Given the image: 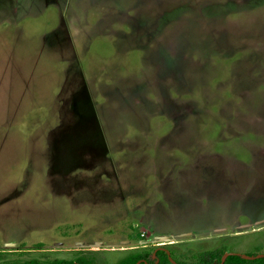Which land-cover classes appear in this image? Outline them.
<instances>
[{
	"label": "rangeland",
	"instance_id": "obj_1",
	"mask_svg": "<svg viewBox=\"0 0 264 264\" xmlns=\"http://www.w3.org/2000/svg\"><path fill=\"white\" fill-rule=\"evenodd\" d=\"M260 215L264 0H0V264L263 255Z\"/></svg>",
	"mask_w": 264,
	"mask_h": 264
},
{
	"label": "trees",
	"instance_id": "obj_2",
	"mask_svg": "<svg viewBox=\"0 0 264 264\" xmlns=\"http://www.w3.org/2000/svg\"><path fill=\"white\" fill-rule=\"evenodd\" d=\"M153 253L155 254V258L152 259L151 257ZM224 254L225 252L222 250L206 251L199 256V259L195 264H220L221 257ZM140 259L144 260L143 264L144 263L154 264L156 260H158V264H173L168 259L167 252L163 249L154 250L152 253L145 252L142 254L128 255L118 264H136ZM174 261L176 264H185V263L178 262L176 260ZM7 264H13V263H7ZM23 264H37V262L35 260H31V261L24 262ZM44 264H90V263L85 259L78 258L75 260L55 259L52 261H48ZM224 264H264V258L246 260V259L241 258L239 255L232 254L227 257Z\"/></svg>",
	"mask_w": 264,
	"mask_h": 264
},
{
	"label": "water",
	"instance_id": "obj_3",
	"mask_svg": "<svg viewBox=\"0 0 264 264\" xmlns=\"http://www.w3.org/2000/svg\"><path fill=\"white\" fill-rule=\"evenodd\" d=\"M229 255H232V253H225L222 257H221V261L220 264H224L225 260L227 259V257ZM238 255V254H236ZM241 258L246 259V260H253V259H260V258H264V254L263 255H255V256H248V255H239ZM155 257V254H153V258ZM168 259L173 263L176 264L175 261L173 259H171L169 253H168ZM136 264H140V261H138ZM146 264V263H144Z\"/></svg>",
	"mask_w": 264,
	"mask_h": 264
},
{
	"label": "crops",
	"instance_id": "obj_4",
	"mask_svg": "<svg viewBox=\"0 0 264 264\" xmlns=\"http://www.w3.org/2000/svg\"><path fill=\"white\" fill-rule=\"evenodd\" d=\"M260 216H262V215H260ZM261 218H263L262 220H264V217L262 216ZM249 225V224H248ZM221 234L223 233V234H225V235H227V234H233V235H236V233H234L233 231H232V233H229L228 232V230L225 228V227H222L221 228ZM225 253H227L226 251H224ZM67 260H70V259H67Z\"/></svg>",
	"mask_w": 264,
	"mask_h": 264
},
{
	"label": "flooded vegetation",
	"instance_id": "obj_5",
	"mask_svg": "<svg viewBox=\"0 0 264 264\" xmlns=\"http://www.w3.org/2000/svg\"><path fill=\"white\" fill-rule=\"evenodd\" d=\"M157 249H163V248H157ZM157 249H154V250H157ZM163 250H164V249H163ZM165 251H166V250H165ZM166 252H167V251H166ZM154 253H155V252H154ZM154 253H153V254H154ZM153 254H152V257H151L152 259H153ZM167 255H168V252H167ZM154 258H155V257H154ZM139 261H140V264H143V262H144L143 259H140ZM154 264H158V260H156Z\"/></svg>",
	"mask_w": 264,
	"mask_h": 264
},
{
	"label": "bare ground",
	"instance_id": "obj_6",
	"mask_svg": "<svg viewBox=\"0 0 264 264\" xmlns=\"http://www.w3.org/2000/svg\"><path fill=\"white\" fill-rule=\"evenodd\" d=\"M161 240L163 241V240H165V238H161Z\"/></svg>",
	"mask_w": 264,
	"mask_h": 264
}]
</instances>
